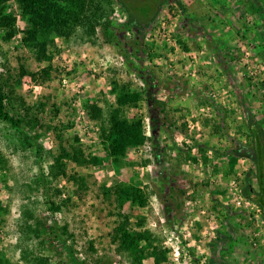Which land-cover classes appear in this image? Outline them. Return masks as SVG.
<instances>
[{
    "label": "rangeland",
    "instance_id": "1",
    "mask_svg": "<svg viewBox=\"0 0 264 264\" xmlns=\"http://www.w3.org/2000/svg\"><path fill=\"white\" fill-rule=\"evenodd\" d=\"M178 2L184 10L178 3L165 7L141 37L142 46L131 43L129 51L138 52L139 59L132 56L128 62L121 47L110 45L100 30L95 43L79 31L68 42L56 40L51 70L24 46L29 22L20 17L15 0L9 3L18 16V34L4 42L0 32V78L13 76L16 95L41 126L32 132L37 138L31 139L32 147L24 149L19 136L0 124L5 161L0 164L5 210L0 216V264H27L25 249L50 257L51 264H71L65 251L27 239L22 229L27 207L48 225L57 221L67 227L62 238L85 264H130L112 237L124 216L131 218L132 229L153 233L155 245L166 253L162 264H209L217 258L222 259L219 264H264L262 213L256 216L253 208L233 203L253 164L240 159L231 170L224 155L235 141L251 146L240 95L247 97L264 135V0ZM113 8L112 21L123 24L125 13ZM168 36L175 48L167 43ZM132 37L127 32L125 41ZM22 66L35 78L23 76ZM134 68L142 69L143 76ZM113 81L148 90L150 98L125 109L128 120H144L147 139L118 164L101 139L104 124L93 120L85 107V102L96 101L107 118L116 106ZM76 138L87 154L102 160L98 167L68 164L70 176L87 177L88 190L83 191L69 179L47 176L61 146L71 149ZM42 169L51 188L48 196ZM121 183L143 188L149 205L128 202L116 211L104 199L102 186ZM48 197L60 211L49 209ZM140 219L145 220L141 228ZM144 264L154 260L147 258Z\"/></svg>",
    "mask_w": 264,
    "mask_h": 264
},
{
    "label": "trees",
    "instance_id": "2",
    "mask_svg": "<svg viewBox=\"0 0 264 264\" xmlns=\"http://www.w3.org/2000/svg\"><path fill=\"white\" fill-rule=\"evenodd\" d=\"M13 0H0V32H3V41L10 42L18 34V16L9 8ZM19 15L27 19L30 27L25 32L23 44L28 48L38 64H46L47 69H52L54 60L55 42L58 38L68 42L79 31L82 37H93L100 30L110 45L121 47V53L130 61V57L139 59V53H131V43H137L136 47L142 46L141 37L158 22L159 16L165 7L178 3L181 9L184 6L178 0H15ZM119 6L126 15V21L121 25H115L111 17L114 13L113 6ZM184 12V11H183ZM133 32L136 37L125 41L127 32ZM125 41V42H124ZM138 61V60H137ZM140 63V62H139ZM139 76H143L142 69L134 68ZM23 76L32 75L23 66L20 68ZM10 73V72H8ZM13 76L0 78V124H4L15 132L24 149L32 147V132L41 126L40 120L30 114L32 109L27 107L15 93ZM147 82V81H145ZM148 83V82H147ZM111 91L116 96V106H111L108 117H104V110L98 103L88 101L85 107L90 112L93 120L103 123L101 139L106 146L112 161L118 164L121 158L126 156L130 148L141 147L146 142L144 120L137 118L128 120L125 109L135 107L142 101H150L148 90H133L129 85L113 81ZM240 105L249 124L252 140L250 148L241 142L235 141L233 147L224 154L230 159V169L234 170L240 159L250 160L253 167L246 174L244 186L241 189L242 196L256 205L262 212L264 219V135L258 126V121L247 97L240 95ZM45 108V105H43ZM255 125L261 137V145L255 139L252 126ZM62 145L60 153L54 158L49 168L48 177L52 180L60 178L73 181L79 190H88L87 177L68 174V164L74 163L78 167H98L102 160L93 154H87L81 147L79 138L75 144ZM0 153V164L4 163ZM41 178L46 195L51 191L44 170H41ZM254 178L257 187H254ZM103 196L116 211L131 202L141 208L149 205V196L143 188L135 184L121 183L115 187L104 184ZM49 209L55 213L60 207L48 197ZM5 210L0 202V216ZM23 233L28 240L40 239L42 244L49 245L51 251L58 249L65 251L71 264H85L80 260L73 247L62 238V232L67 234V227H60L55 221L52 225L40 220L33 207H27L23 211ZM145 220L140 219L138 227H143ZM131 218L124 216L112 234L113 241L118 244L120 254L125 253L130 264H144L147 258H152L154 264H162L166 261V253L160 252L155 245L156 238L150 230H134L131 226ZM22 258L27 264H51V258L35 256L34 252L27 249L22 251ZM68 262V263H69ZM209 264H219L218 261H210Z\"/></svg>",
    "mask_w": 264,
    "mask_h": 264
},
{
    "label": "built area",
    "instance_id": "3",
    "mask_svg": "<svg viewBox=\"0 0 264 264\" xmlns=\"http://www.w3.org/2000/svg\"><path fill=\"white\" fill-rule=\"evenodd\" d=\"M171 37H169L168 36V38H167V43H174V45H173V48H175L176 47V42L171 38ZM233 203L234 204H236V206L237 207H241L242 205H245L247 208L248 207H251V208H253L252 210H254V212L255 213H257V215L256 216H259V215H261V210L256 206V205H254L253 203H251V202H249L248 200H246L243 196H242V194H241V192H240V195H236V197L234 198V200H233ZM244 207V206H243ZM246 207H244V208H246Z\"/></svg>",
    "mask_w": 264,
    "mask_h": 264
},
{
    "label": "water",
    "instance_id": "4",
    "mask_svg": "<svg viewBox=\"0 0 264 264\" xmlns=\"http://www.w3.org/2000/svg\"><path fill=\"white\" fill-rule=\"evenodd\" d=\"M252 132H253V135H254L255 139L257 140V142L261 145V137H260L259 131L255 125L252 126Z\"/></svg>",
    "mask_w": 264,
    "mask_h": 264
},
{
    "label": "crops",
    "instance_id": "5",
    "mask_svg": "<svg viewBox=\"0 0 264 264\" xmlns=\"http://www.w3.org/2000/svg\"><path fill=\"white\" fill-rule=\"evenodd\" d=\"M225 37V36H224ZM222 35L221 36H219V38H224ZM230 40V42L232 43V42H234L236 39H232V38H229ZM217 40V39H216ZM218 41V40H217ZM227 53H229L228 51H227ZM233 53H231V57H233V55H232ZM239 55V54H238ZM232 59H235V58H232Z\"/></svg>",
    "mask_w": 264,
    "mask_h": 264
},
{
    "label": "flooded vegetation",
    "instance_id": "6",
    "mask_svg": "<svg viewBox=\"0 0 264 264\" xmlns=\"http://www.w3.org/2000/svg\"><path fill=\"white\" fill-rule=\"evenodd\" d=\"M216 261L222 263V259H220V258H217Z\"/></svg>",
    "mask_w": 264,
    "mask_h": 264
}]
</instances>
